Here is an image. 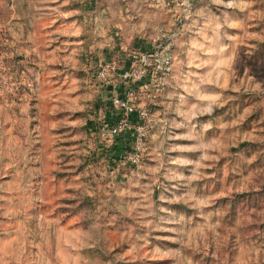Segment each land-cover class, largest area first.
<instances>
[{"label":"rangeland","instance_id":"rangeland-1","mask_svg":"<svg viewBox=\"0 0 264 264\" xmlns=\"http://www.w3.org/2000/svg\"><path fill=\"white\" fill-rule=\"evenodd\" d=\"M147 47L171 68L111 166L86 119ZM0 264H264V0H0Z\"/></svg>","mask_w":264,"mask_h":264},{"label":"built area","instance_id":"built-area-1","mask_svg":"<svg viewBox=\"0 0 264 264\" xmlns=\"http://www.w3.org/2000/svg\"><path fill=\"white\" fill-rule=\"evenodd\" d=\"M155 1V0H153ZM158 1V0H156ZM165 3L178 2V0H161ZM187 0H181L185 3ZM128 65L120 71L119 75L122 76L125 81H131L137 83L149 79H157V73L161 72L166 74L170 71L172 63V55L167 49H160L156 47H147L132 49L127 55ZM117 60L114 55H110L97 63L95 68L96 77L107 82L108 79L117 73ZM1 82L5 85V77H1ZM34 80L27 82L29 87L32 85ZM135 88L130 85L125 87L123 94H116L105 100L98 108L94 111L97 113L102 111L103 116L106 110H115V121L107 124L103 123L99 129V136L109 141L113 136L120 132L131 129L132 139L131 146L126 155V161L132 165H137L141 158V153L145 144V137L148 132V124L145 119L149 115L147 107H139L135 109V105L132 102L135 97ZM136 111L139 118L136 121L132 119V114ZM91 134L94 133L91 131Z\"/></svg>","mask_w":264,"mask_h":264},{"label":"trees","instance_id":"trees-1","mask_svg":"<svg viewBox=\"0 0 264 264\" xmlns=\"http://www.w3.org/2000/svg\"><path fill=\"white\" fill-rule=\"evenodd\" d=\"M132 84L133 83H131V85ZM134 114L135 113L132 114V119L136 121L137 118ZM115 115V110L108 109L105 111L104 116L99 122L96 121L95 117H88L86 119L87 132L90 133L92 131L95 137L96 150H94L92 155L100 158L103 157L105 161H107V163H109L111 166L118 164V162L126 161V155L130 149L132 139L131 129L124 130L113 136L110 141H107L106 139L99 136V129L103 123H113L115 121Z\"/></svg>","mask_w":264,"mask_h":264},{"label":"crops","instance_id":"crops-1","mask_svg":"<svg viewBox=\"0 0 264 264\" xmlns=\"http://www.w3.org/2000/svg\"><path fill=\"white\" fill-rule=\"evenodd\" d=\"M23 34H25V33H23V32L21 31V32H20L21 37H23L24 39L27 40V37H26L27 35H26V34L23 35ZM91 40H92V39H91ZM91 40L87 41V43L91 42ZM75 41L77 42V40H75ZM121 43H122V42H121ZM76 45H77V44H76ZM121 48H123V44L118 46V43H117V46H116L115 49H116V50H117V49L120 50Z\"/></svg>","mask_w":264,"mask_h":264}]
</instances>
